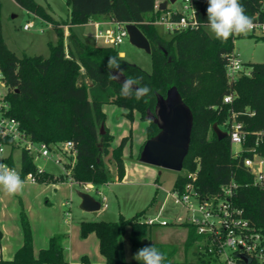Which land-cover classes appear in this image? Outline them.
Here are the masks:
<instances>
[{
	"label": "trees",
	"instance_id": "obj_1",
	"mask_svg": "<svg viewBox=\"0 0 264 264\" xmlns=\"http://www.w3.org/2000/svg\"><path fill=\"white\" fill-rule=\"evenodd\" d=\"M31 14L51 20L57 35L56 44H50V56L18 57L9 49L0 35V66L8 88L5 100L9 104L7 115L18 120L22 129L35 142L57 145L71 141L76 150V163L72 177L79 184L100 187L111 179L105 158L110 152L112 135L105 128L103 106L114 104L141 114L146 121L147 110H153L157 95L166 96L175 86L183 101L193 113V129L189 153L184 161L185 176H178L172 192H183L192 184L201 197L216 194L222 185L231 181L239 188L235 192L234 204L244 211V217L264 233V189L253 185L252 176L244 169L243 160L248 154L234 158L229 138L218 140L213 125L223 126L231 117L232 110L238 120L251 132L264 131V63L251 64L250 75L230 83L226 77V63L233 52L234 41L243 36L231 37L221 42L206 30L208 0H202L196 14L199 26L195 29L176 30L170 39L159 33L154 25L157 15L156 0H67L71 9L68 20L51 19L47 10L35 0H15ZM246 14L253 21H264L263 0H240ZM105 16L115 24H136L151 44L152 70L150 73L120 57L119 47L95 45L83 40L73 29L89 23L94 17ZM180 14L173 15L178 20ZM68 26V44L64 30ZM264 41V36L250 35ZM117 57L124 70L122 76L143 77L140 86L147 85L151 92L137 101L119 95L121 84L111 79L107 61ZM231 93L236 99L231 106L222 105L223 97ZM254 113V115H250ZM147 139L158 133L153 122H148ZM104 126V134H101ZM129 138H124L112 157L120 181L125 177L123 148ZM264 155V144L259 148ZM66 168H71L66 164ZM23 170L35 172L36 166L27 153H23ZM191 175H195V180ZM64 175H42L39 183L64 182ZM146 211V210H145ZM145 211L131 218L121 216L118 221H83L81 235L96 234L101 254L107 264H126L123 237L130 230L133 249L143 246L144 240L165 253L164 264L172 261L176 248H166L151 241L154 225L145 221ZM24 242L14 258L0 264H68L64 258L63 239L52 237L49 246L34 254L33 239L29 223L23 215ZM185 249L201 241L196 229L188 224ZM0 231V239H1ZM203 257H207L205 261ZM206 254L200 253V264H212ZM85 261V259H84ZM136 264H141L138 262Z\"/></svg>",
	"mask_w": 264,
	"mask_h": 264
},
{
	"label": "rangeland",
	"instance_id": "obj_2",
	"mask_svg": "<svg viewBox=\"0 0 264 264\" xmlns=\"http://www.w3.org/2000/svg\"><path fill=\"white\" fill-rule=\"evenodd\" d=\"M35 2L47 10L51 19L60 24L68 20L71 14L67 0H35ZM180 7L181 0H178L175 4L168 3V8L165 11L158 9L160 14L157 15L154 25L166 39H170L173 32L162 24V18L169 9L179 10ZM100 17L98 19H102ZM29 22H33L34 27L28 31L24 30V26ZM61 27L65 31L66 26L62 25ZM206 30L214 37L209 28ZM75 32L79 36H84L87 42L93 41L89 37L94 34L93 27L79 26L76 27ZM0 35L10 50L18 57L27 55L47 58L51 53L50 44L54 45L57 42V35L51 20H43L31 14L18 5L15 0H0ZM249 36L250 34L236 39L233 49V53L239 56L246 67L251 64L264 63V41ZM65 44L66 46L68 44L67 37ZM119 51L124 53L123 59L127 62L139 66L147 73L151 72V56L144 50L133 46L128 38L119 46ZM0 92L5 94L6 88L0 86ZM103 112L105 113L104 126L112 135L110 152L105 158V165L110 170L112 180L108 185L105 184L88 193L98 200L105 197L108 209L101 208L97 212L82 211L80 209L81 200L76 193L77 191H86L82 186H77L72 191L66 189L60 192H50V190L46 191V188L53 187L52 185L56 183H38L37 185H25L22 193L16 195H9L0 188V217L6 218L7 229L14 230L12 226L18 223L23 232L21 216L24 215L29 223L32 239L34 235L43 236L45 233H50L53 237H62V242H66V248H69L68 242L71 240L73 260H69V264H81L87 262L86 260L89 264H107L105 257L100 252L96 234L91 233L87 237H83L80 231V222L118 221L121 214L125 218H131L146 210V218L158 217L160 221L170 223L167 226H162L159 223L153 226L151 231L152 243L163 244L166 248H176V253L172 258L176 264H200L198 244L185 249L188 228L182 224L174 223L179 217H184L185 210L175 204L171 196L172 188L177 177L185 176L186 171L174 172L160 169L143 164L138 160L140 144L146 133L147 122L142 120L137 111H134L133 116L129 118L123 115V112H126L125 109L118 105L106 104L103 106ZM127 137L129 140L123 148V159L129 174L126 175V182L121 181L119 183L115 180L117 169L112 151L119 147L122 140ZM234 150L237 148L235 147ZM15 155L16 164L19 165L20 152L17 151ZM36 164L47 172L54 173V175L62 171L61 166L52 162L39 160L36 161ZM136 165L147 168L151 172H145L143 179L137 178L134 181L132 178L138 174L135 175L132 169ZM97 191H100L101 195ZM66 202H69V206L66 205ZM59 208L62 213L61 220L57 214ZM161 208L163 211L159 213ZM67 212H70V215L67 216ZM1 234L0 243L4 236L3 232ZM129 234L130 230L127 228L123 237L125 262L126 264H136L139 261L133 259V255L138 249L148 246L149 240H144L142 247L133 249ZM68 253L69 249H66L65 255L67 257ZM203 259L208 261L207 257H203ZM221 260L223 261V259Z\"/></svg>",
	"mask_w": 264,
	"mask_h": 264
},
{
	"label": "built area",
	"instance_id": "obj_3",
	"mask_svg": "<svg viewBox=\"0 0 264 264\" xmlns=\"http://www.w3.org/2000/svg\"><path fill=\"white\" fill-rule=\"evenodd\" d=\"M178 1V0H177ZM202 0H181L179 10H168L162 18V24L172 32L176 30L195 29L199 26L197 12L199 2ZM168 8V7H167ZM264 8V0H263ZM159 6H156V10ZM195 9V12L193 11ZM180 14L178 20H173V15ZM114 23V22H113ZM115 24V23H114ZM127 24H115L114 29L103 30L96 24V37L104 46L119 47L128 33ZM34 27L33 22L24 26V30ZM255 36H264V21H255L254 28L249 33ZM226 77L230 83L236 82L240 77L250 75L248 69L233 52L229 55L226 66ZM0 86L6 88V93L0 92V163L14 168L20 173V178L25 183H39L42 175L48 173L40 168L36 161L43 160L61 166L66 181L70 184L82 186L86 191L96 188L92 184H79L72 177V167L76 163V150L71 141L57 145H47L35 142L21 127L18 120L7 115L9 104L5 100L8 88L5 76L0 66ZM236 99V94L231 93L223 97L222 105L231 106ZM231 117L219 128L227 133L232 155L240 158L243 154L248 156L243 160L244 169L252 176L253 185L264 189V155L259 148L264 144V131L251 132L245 129L244 124L238 120V115L232 110ZM254 115V113H250ZM237 150H234V148ZM20 152V164H16V152ZM23 153L32 158L35 172L23 170ZM70 164L71 168H66ZM57 175V176H59ZM195 180V175H191ZM239 185L231 181L221 186L220 190L211 196L201 197L192 184L185 187L183 192H172L175 204L185 210L184 217H179L176 224H188L196 229L202 238L198 242L199 253L206 254L214 264H246L240 256L250 259V264H264V233L253 226L245 217L244 211L237 207L234 196ZM101 195V192H97ZM101 208L107 207V200L103 197ZM145 221L149 225L159 223L162 226L170 224L160 221L158 217ZM223 259V261L221 260Z\"/></svg>",
	"mask_w": 264,
	"mask_h": 264
},
{
	"label": "water",
	"instance_id": "obj_4",
	"mask_svg": "<svg viewBox=\"0 0 264 264\" xmlns=\"http://www.w3.org/2000/svg\"><path fill=\"white\" fill-rule=\"evenodd\" d=\"M177 0H166L159 6L160 11H165L168 3L175 4ZM129 42L138 49L151 54V44L136 24H127ZM124 78L121 76L119 82ZM146 121L153 122L158 133L147 139L142 146L138 160L146 165L160 169L181 172L184 170V161L189 153L193 129V113L183 101L178 89L173 86L168 89L166 96L157 95V101L153 110L148 109ZM104 126H101V134H104ZM213 132L218 140L227 138V133L221 130L218 124L213 125ZM77 196L81 200L80 209L85 212H97L101 209L100 200L89 193L78 191ZM246 263L250 259L240 256Z\"/></svg>",
	"mask_w": 264,
	"mask_h": 264
},
{
	"label": "clouds",
	"instance_id": "obj_5",
	"mask_svg": "<svg viewBox=\"0 0 264 264\" xmlns=\"http://www.w3.org/2000/svg\"><path fill=\"white\" fill-rule=\"evenodd\" d=\"M195 12V9H193ZM207 27L215 39L227 42L234 36H247L254 28L252 17L246 14L240 0H208ZM109 76L119 81L124 75L117 57L110 56L107 61ZM143 77L127 76L121 84L119 95L125 99L134 98L139 101L146 97L151 89L147 86H140ZM25 182L20 178V173L4 163H0V188L9 195L22 193ZM133 259L141 264H164L165 253L154 245L138 249Z\"/></svg>",
	"mask_w": 264,
	"mask_h": 264
},
{
	"label": "crops",
	"instance_id": "obj_6",
	"mask_svg": "<svg viewBox=\"0 0 264 264\" xmlns=\"http://www.w3.org/2000/svg\"><path fill=\"white\" fill-rule=\"evenodd\" d=\"M165 1L166 0H156V6H160V4H162ZM99 17L100 16L94 17L92 20L89 21V23H87L85 25H82V26H87L88 25V26H91V27L94 28V34H91L89 37L93 40V41H90V43H93L95 45H103L102 42L96 37V31H97L96 24H98L100 26V29H103V30L114 29V27H115V24L108 17L101 16L100 18H102V19H98ZM76 27H79V26H76ZM76 27H73L74 31H75ZM65 28L66 29L64 31V35H65V38L66 37L68 38L69 28H68V26H66ZM80 37L83 40H85L84 36L80 35ZM123 56H124V53H120V57L123 58ZM126 113H127V110H126V112H123V115H126ZM137 113H138V115L141 116V114L139 112H137ZM148 124L149 123L147 122V126H148ZM147 126H146V131H145L146 133H145V135L143 137V141L140 144L139 152H140L142 146L144 145V143L147 140ZM132 171L134 172L135 175L138 174L136 177L132 178L134 181L137 178L143 179L145 172H147V171L151 172L147 168H144V167L138 166V165L134 166ZM61 172H59V173H57L55 175L52 172H48V173H50V174H52L54 176H57V175L61 174ZM128 174H129V170L125 167V177L123 178L122 182H126V180H127L126 175H128ZM111 180H112V176H111L110 181L107 183V185L111 182ZM115 180H117L119 183L121 182L118 179L117 170H116ZM37 184L38 183H36V184L25 183V185H37ZM52 186L53 187H50V188L48 187L49 189L46 188V191L50 190V192H52V191L60 192V191H65L66 189L67 190L70 189V191H72V189L77 187V185L68 184L67 182L56 183V184H54ZM93 190H97V187L94 188V189H90L89 191H84V192L88 193V192L93 191ZM68 203L69 202H66V205H68ZM106 209H108V206L106 207ZM162 211H163V208L160 209L159 213L162 212ZM57 214H58V216H59V218L61 220L62 213H61V209L60 208L57 210ZM66 215L67 216L70 215V212H67ZM121 216H123V215L121 214L120 217ZM81 222H83V221H81ZM81 222H80V224H81ZM7 227H8V224L6 223V218L4 216H3V218L0 217V231L3 232V235H4L3 236V240L0 243V261H2V260H4V261L12 260L14 258V256H15L16 252L22 247L23 242H24L23 232L19 228L18 223H17V225H15V226L13 225L12 226V227H14V230L7 229ZM80 231H81V228H80ZM187 236H188V233H187ZM52 237H53V235H51L50 233H45L43 236H37V235L33 236V248H34L35 256H38V254H39V252L41 250L46 249L49 246V243H50V240H51ZM186 239H187V237H186ZM68 243H69V248L68 247L66 248V245H65L66 242L65 243L63 242L64 248H65L64 258H65V261L69 264V260L72 261L73 258H72V246H71L72 242H71V240H69ZM98 243H99V240H98ZM66 249H69L68 257L65 255ZM84 256H86V255H84ZM86 261L87 262H82L81 264H89L88 260H86Z\"/></svg>",
	"mask_w": 264,
	"mask_h": 264
}]
</instances>
